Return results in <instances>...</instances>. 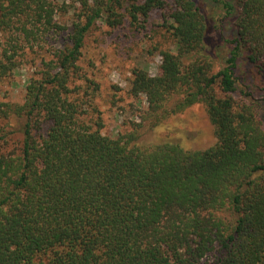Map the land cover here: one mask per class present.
<instances>
[{
  "label": "trees",
  "instance_id": "obj_1",
  "mask_svg": "<svg viewBox=\"0 0 264 264\" xmlns=\"http://www.w3.org/2000/svg\"><path fill=\"white\" fill-rule=\"evenodd\" d=\"M70 2H0V82L26 48L67 31L22 103H0V264H264V0ZM102 26L158 29L169 45L148 51L156 75L146 62L132 70L129 94L147 108L114 137L74 98ZM195 105L212 146L140 143L145 123Z\"/></svg>",
  "mask_w": 264,
  "mask_h": 264
},
{
  "label": "rangeland",
  "instance_id": "obj_2",
  "mask_svg": "<svg viewBox=\"0 0 264 264\" xmlns=\"http://www.w3.org/2000/svg\"><path fill=\"white\" fill-rule=\"evenodd\" d=\"M61 1L71 3L70 0H54L59 5ZM71 17V12H59L56 20L67 26ZM66 35L67 31L60 36L47 37L41 47L25 49L22 57L18 58L17 73L0 82V103H22L28 80L36 76L42 60L53 58L54 48L61 46ZM150 36L151 28L138 34L129 32L128 29L112 31L105 26L93 29L87 36L83 55L78 63L82 68L83 78L75 80V86H80L81 90L74 98L89 104L85 105L87 111L84 119L87 122H95L100 118L104 135L114 137L116 134L128 132L132 122H141L140 116L143 110H146L147 103L144 97L135 99L129 94L131 72L141 62H146L149 74L156 75L160 57L152 56L148 51L152 49V44L158 43L164 48L169 46L158 29L152 35L153 39H149ZM253 96L254 100H260L259 94L253 93ZM259 103L261 107L258 113L264 129V104L260 101ZM161 122L163 123L160 126L152 130L148 124H144L141 129V144L176 141L185 150L202 151L215 143L214 129L202 105H195L176 115L167 114ZM12 148L13 146H10L8 150Z\"/></svg>",
  "mask_w": 264,
  "mask_h": 264
}]
</instances>
